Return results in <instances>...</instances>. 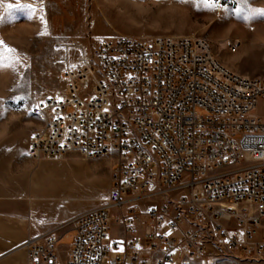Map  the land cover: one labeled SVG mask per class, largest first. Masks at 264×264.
<instances>
[{
    "label": "built area",
    "instance_id": "built-area-1",
    "mask_svg": "<svg viewBox=\"0 0 264 264\" xmlns=\"http://www.w3.org/2000/svg\"><path fill=\"white\" fill-rule=\"evenodd\" d=\"M51 62L29 154L115 162L67 249L48 231L24 242L26 264H264V73H238L198 35L58 42Z\"/></svg>",
    "mask_w": 264,
    "mask_h": 264
},
{
    "label": "rangeland",
    "instance_id": "rangeland-1",
    "mask_svg": "<svg viewBox=\"0 0 264 264\" xmlns=\"http://www.w3.org/2000/svg\"><path fill=\"white\" fill-rule=\"evenodd\" d=\"M213 3L220 6L209 7ZM8 4H31L38 10L30 19L26 10L8 9ZM40 7V0L0 4V157L7 158L9 173L28 172V137L41 122L31 107L55 87L60 68L51 61L58 56V42L92 47L107 36L198 35L207 37L220 60L238 73H264V0H43L42 11ZM41 15L47 22L45 35H40L45 31ZM234 39L242 42L236 52L228 44ZM53 161L58 168L47 176L50 185L77 196L79 211L103 203L114 155L84 159L74 152ZM69 162L75 172L65 167ZM70 238L64 237L60 247H67Z\"/></svg>",
    "mask_w": 264,
    "mask_h": 264
},
{
    "label": "crops",
    "instance_id": "crops-1",
    "mask_svg": "<svg viewBox=\"0 0 264 264\" xmlns=\"http://www.w3.org/2000/svg\"><path fill=\"white\" fill-rule=\"evenodd\" d=\"M29 156L28 172L18 175L14 171L9 173L4 161L7 158L0 157V264H26L24 242L54 229H58L61 240L70 236L71 244L75 234L72 220L90 209L79 211L74 202L77 196L69 197L58 187L50 185L47 176L58 168V162L53 161L57 158L36 160ZM32 160L36 161L33 168L30 166ZM66 165L69 171H76L72 162ZM126 212L127 206L113 211L111 230L115 238L126 234V225L121 218ZM67 247H61V250L65 251Z\"/></svg>",
    "mask_w": 264,
    "mask_h": 264
},
{
    "label": "snow or ice",
    "instance_id": "snow-or-ice-1",
    "mask_svg": "<svg viewBox=\"0 0 264 264\" xmlns=\"http://www.w3.org/2000/svg\"><path fill=\"white\" fill-rule=\"evenodd\" d=\"M203 3H207V0H202ZM0 4H3V0H0ZM40 11H42V7H43V0H40ZM220 5L218 3H213V4H210L209 7L211 8H216V7H219ZM6 7L8 9H13L14 7L17 8V9H24L26 10L28 13H29V18H33L35 16V13L36 11L38 10L37 8H35L33 5L31 4H25V5H20V4H17L15 6H13L12 4H8L6 5ZM238 12H240L241 10L240 9H237ZM40 20H41V23L44 25L45 27V31H42L40 33V35H45L47 34V22L45 21L44 17L41 15L40 17ZM0 19H2V17H0ZM0 45H2V42H0ZM5 50L8 51V52H12L14 51L13 49L11 48H7L5 47Z\"/></svg>",
    "mask_w": 264,
    "mask_h": 264
},
{
    "label": "bare ground",
    "instance_id": "bare-ground-1",
    "mask_svg": "<svg viewBox=\"0 0 264 264\" xmlns=\"http://www.w3.org/2000/svg\"><path fill=\"white\" fill-rule=\"evenodd\" d=\"M230 41H231V40H230ZM230 41H229V42H230ZM228 44H229V43H228Z\"/></svg>",
    "mask_w": 264,
    "mask_h": 264
}]
</instances>
